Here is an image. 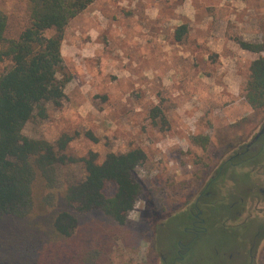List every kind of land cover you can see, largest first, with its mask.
Segmentation results:
<instances>
[{
    "label": "rangeland",
    "instance_id": "374dc122",
    "mask_svg": "<svg viewBox=\"0 0 264 264\" xmlns=\"http://www.w3.org/2000/svg\"><path fill=\"white\" fill-rule=\"evenodd\" d=\"M26 5V0L1 2L11 38L27 24ZM182 25L189 33L177 42L175 31ZM238 40L264 43V0H97L66 28L60 77L69 82L63 106L48 105L49 118L30 121L24 134L51 143L68 134L71 156L93 152L99 163L134 149L147 155L136 170L144 194L126 226L101 212L81 217L83 239L104 249L103 264H171L176 238L192 225L190 208L198 195L233 149L249 143L264 125L244 98L251 62L264 52L244 50ZM8 66L1 64L0 73ZM156 107L165 126L152 120ZM200 135L210 137L206 148L192 141ZM238 167L228 175L250 184ZM59 176L61 185L81 179L82 163L62 168ZM260 189L264 183L255 191L262 197ZM219 190L214 186V193ZM218 198L200 204L207 231L196 238L185 264H242L236 254L229 259L243 248L238 231H224L241 220H224L222 206L209 208ZM231 205L233 218L241 207L233 195ZM260 253L264 264V241Z\"/></svg>",
    "mask_w": 264,
    "mask_h": 264
},
{
    "label": "trees",
    "instance_id": "16d2710c",
    "mask_svg": "<svg viewBox=\"0 0 264 264\" xmlns=\"http://www.w3.org/2000/svg\"><path fill=\"white\" fill-rule=\"evenodd\" d=\"M96 1L26 0L27 24L11 38L0 0V65L9 62L0 73V264H103L104 249L83 239L81 217L101 212L126 226L144 194L136 175L147 160L142 149L111 153L99 163L93 152L71 156L68 134L55 143L24 134L30 121L49 118L48 105L63 106L69 82L60 77L65 31ZM188 33L187 25L178 27L176 41ZM237 42L244 50L264 52V43ZM244 98L264 119V57L251 62ZM151 116L155 124L158 119L167 124L158 107ZM192 141L206 148L210 137ZM78 162L83 177L61 185L59 171Z\"/></svg>",
    "mask_w": 264,
    "mask_h": 264
},
{
    "label": "flooded vegetation",
    "instance_id": "af4514ba",
    "mask_svg": "<svg viewBox=\"0 0 264 264\" xmlns=\"http://www.w3.org/2000/svg\"><path fill=\"white\" fill-rule=\"evenodd\" d=\"M232 152V155L220 166L217 174L207 183L194 201L193 207L190 208L193 218L192 225L191 227H185L183 229L185 234L176 238L178 240L174 247L177 251L171 264H178L179 262H184L185 264L187 255L192 250L196 238H198L200 233L207 231V220L203 218V210L199 206L200 204H205L204 198L209 201V199H214L216 196L219 197L218 200H215L214 203L210 202L209 208L216 205L222 206L226 210L225 214L227 215L224 220H241L239 224L231 225L230 229H227V227L224 230L226 232L238 231L239 234L236 235V240L243 244V248H236V251L230 255L229 259L234 261L233 257L236 254L243 258L242 264H259L262 261L260 247L262 241H264V218L261 213L263 214L264 212V201L261 198L264 197V189H260L262 197L257 196L255 191L256 187L264 183V159H262V154L264 153V125L249 143L239 144ZM235 167L246 170L245 175L251 180L250 184L241 183L239 178L228 175V173H233ZM219 180L222 182L219 183ZM225 185L229 188L232 186V189L228 192L224 187ZM239 185L242 186L243 190L240 189L241 187L238 188ZM214 186L216 190L220 189L216 193L213 191ZM230 195L234 196L236 204L241 205L239 209H236L235 217L233 218L229 216V210L234 209V205L228 206ZM251 223L253 224L252 233L247 237L246 234ZM184 239H189L187 244H185ZM227 252L223 251V255H226ZM161 256L163 261L166 262V257L163 254Z\"/></svg>",
    "mask_w": 264,
    "mask_h": 264
},
{
    "label": "clouds",
    "instance_id": "9594fccd",
    "mask_svg": "<svg viewBox=\"0 0 264 264\" xmlns=\"http://www.w3.org/2000/svg\"><path fill=\"white\" fill-rule=\"evenodd\" d=\"M139 205H134V207H138Z\"/></svg>",
    "mask_w": 264,
    "mask_h": 264
},
{
    "label": "water",
    "instance_id": "95a60500",
    "mask_svg": "<svg viewBox=\"0 0 264 264\" xmlns=\"http://www.w3.org/2000/svg\"><path fill=\"white\" fill-rule=\"evenodd\" d=\"M261 134V133H260Z\"/></svg>",
    "mask_w": 264,
    "mask_h": 264
}]
</instances>
